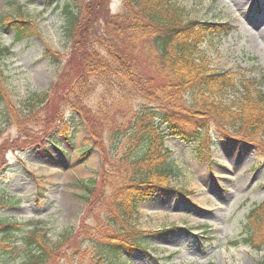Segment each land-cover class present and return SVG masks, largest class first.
Instances as JSON below:
<instances>
[{
  "label": "rangeland",
  "instance_id": "rangeland-1",
  "mask_svg": "<svg viewBox=\"0 0 264 264\" xmlns=\"http://www.w3.org/2000/svg\"><path fill=\"white\" fill-rule=\"evenodd\" d=\"M65 1L0 0V18L22 11L26 20L36 22L37 33L20 41L15 39L13 27L0 25V43L13 51V55L2 60L3 86L8 100L19 108L34 93L48 91L51 95L55 85L61 88L52 105H60L65 81L69 84L77 77L74 71L84 63L80 54H74L63 33L64 18L57 5ZM122 2L105 0V9L115 14ZM178 2L189 19L227 25L226 31L208 36L202 45L211 68L255 79L257 87L264 91V38L258 35L264 34V0ZM48 51L54 60L45 54ZM92 99L98 103L97 92ZM96 103L90 105L99 112ZM56 107L37 110L30 117L17 108L16 118L21 124L10 122L0 113V197L4 203L0 206V218L40 221L53 241L71 231L73 235L66 244L67 261L59 260L57 264H78L76 256L72 262L68 260L73 248L80 244L90 252L94 246L90 241L93 230L88 231V226L94 222L95 213L88 214L82 184L98 179L96 198L103 194L95 202L101 209L109 199L108 191L102 187L108 146L96 147L100 141L96 142L98 139L94 137L89 140L82 118L73 121L70 112L66 115L67 130H63V123L48 126L45 116L47 112L48 115L56 112ZM105 112L109 111L105 108ZM122 115L118 122L123 120ZM33 116L36 124L31 123ZM160 130L168 134L164 145L172 151L170 163L179 171L171 181L172 188L138 202L141 227L151 233L143 243L145 249H139L133 256L122 252L123 257L114 262L264 264V231L256 237L260 250L245 241L257 223L251 212L264 204V138L260 149L256 143L213 132L215 145L198 151L196 143L171 134L166 125ZM118 163L115 168L124 173L122 163ZM134 194L136 191L132 190L125 193L129 199ZM81 236L88 238L79 241Z\"/></svg>",
  "mask_w": 264,
  "mask_h": 264
},
{
  "label": "trees",
  "instance_id": "trees-1",
  "mask_svg": "<svg viewBox=\"0 0 264 264\" xmlns=\"http://www.w3.org/2000/svg\"><path fill=\"white\" fill-rule=\"evenodd\" d=\"M104 1L58 3L64 36L84 63L74 71L77 77L69 84L65 81L56 112L45 116L48 126L63 123L67 130L70 112L73 121L82 118L89 140L100 141L96 147L108 146L102 187L109 199L101 209L95 202L103 194L96 198L98 179L82 185L88 214L96 215L88 226V231L93 230V250L85 251L79 244L68 254V260L72 262L76 256L78 264H116L122 252L132 256L144 248L151 233L141 227L138 202L171 187L179 171L170 163L172 152L164 145L168 134L160 130L162 125L182 140L196 143L198 151L215 144L213 132L242 138L263 149L264 91L255 79L213 70L202 49L208 36L228 29L226 24L189 19L178 0H123L115 14L105 9ZM0 25L13 27L17 41L37 33L36 22L26 20L22 11L1 17ZM45 54L55 59L49 51ZM11 55V48L0 43V113L21 124L17 108L29 117L37 110L47 111L48 106L55 108L52 101L61 87L55 85L51 95L48 91L34 93L19 108L8 100L3 86L2 60ZM96 92L98 103L92 99ZM92 102L100 106L99 112L93 110ZM121 115L123 120L118 122ZM35 117L32 124H36ZM113 122L116 126H110ZM104 128L108 129L101 132ZM118 162L124 173L115 168ZM130 190L136 194L129 199L125 193ZM0 206H4L3 197ZM251 214L256 215L257 223L245 241L260 249L256 237L264 231V204ZM41 225L40 221L0 218V264H57L65 260L66 244L73 233L66 231L53 241ZM84 237L88 238L81 236L79 241Z\"/></svg>",
  "mask_w": 264,
  "mask_h": 264
},
{
  "label": "bare ground",
  "instance_id": "bare-ground-1",
  "mask_svg": "<svg viewBox=\"0 0 264 264\" xmlns=\"http://www.w3.org/2000/svg\"><path fill=\"white\" fill-rule=\"evenodd\" d=\"M258 33H259L258 35H259L260 37L264 38V34H263V33H260V32H258Z\"/></svg>",
  "mask_w": 264,
  "mask_h": 264
}]
</instances>
